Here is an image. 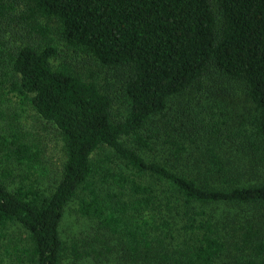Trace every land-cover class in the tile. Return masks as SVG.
I'll return each instance as SVG.
<instances>
[{
	"label": "trees",
	"instance_id": "1",
	"mask_svg": "<svg viewBox=\"0 0 264 264\" xmlns=\"http://www.w3.org/2000/svg\"><path fill=\"white\" fill-rule=\"evenodd\" d=\"M0 264H264V0H0Z\"/></svg>",
	"mask_w": 264,
	"mask_h": 264
},
{
	"label": "rangeland",
	"instance_id": "2",
	"mask_svg": "<svg viewBox=\"0 0 264 264\" xmlns=\"http://www.w3.org/2000/svg\"><path fill=\"white\" fill-rule=\"evenodd\" d=\"M53 27L55 28L53 37L59 40L60 38H58L59 35L57 33L58 29L55 25H53ZM56 43H59L58 47L61 56L60 60L71 62L72 67L84 78L91 79V77H93L94 80H96L98 83L104 82L106 72L105 67L99 65L98 62H96L93 58L85 54H77L69 49V47L64 48V43L61 40ZM185 97H187V95L174 96L171 99L170 103L178 102ZM225 102V98L204 100L201 105H199L200 114H202L204 118L209 119L215 116L218 112L222 111L223 103ZM235 106H238V109H240L241 111L245 110V103L242 98H240L237 103L235 101ZM122 111L123 109L121 110V112ZM27 114H30V112H28ZM32 120L33 122L29 121V124H31L32 127L31 130L33 133L41 134L40 137L45 147V164L50 171L46 184H50L51 186L59 181L65 158L62 150L61 135L55 128V126H43L40 123L36 122L35 118H33ZM77 208L78 200L75 199L69 204L67 214L64 219L62 230L65 238H80L94 226L93 222H90L88 219L82 217L78 213Z\"/></svg>",
	"mask_w": 264,
	"mask_h": 264
}]
</instances>
